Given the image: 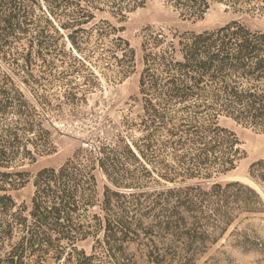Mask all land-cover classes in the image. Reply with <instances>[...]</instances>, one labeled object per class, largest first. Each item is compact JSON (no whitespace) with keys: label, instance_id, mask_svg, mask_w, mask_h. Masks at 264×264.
Here are the masks:
<instances>
[{"label":"trees","instance_id":"1","mask_svg":"<svg viewBox=\"0 0 264 264\" xmlns=\"http://www.w3.org/2000/svg\"><path fill=\"white\" fill-rule=\"evenodd\" d=\"M166 1L199 18L215 0ZM146 2L0 0V57L27 67L31 52L21 62L18 45L57 48L61 28L80 49L78 36L96 18L93 9L124 16ZM101 23L91 31L106 36L119 30ZM112 42L129 47L122 37ZM142 50L143 114L132 125L143 135L101 148L98 162L113 185H105L101 200L95 163L76 156L59 168L40 169L30 207L17 206L10 191L30 176L17 168L53 147L34 141L35 128L46 139L49 131L35 104L0 68V264L49 258L59 264H196L243 214L264 213L258 187L264 190V157L249 166L252 183L218 180L237 167L241 153L236 133L220 117L264 130V28L232 20L169 37L147 26ZM96 205L100 213L91 212ZM88 239L90 252L79 248Z\"/></svg>","mask_w":264,"mask_h":264},{"label":"rangeland","instance_id":"2","mask_svg":"<svg viewBox=\"0 0 264 264\" xmlns=\"http://www.w3.org/2000/svg\"><path fill=\"white\" fill-rule=\"evenodd\" d=\"M254 3L256 5L251 6L245 2L215 0L199 18L189 16L166 0H147L142 7L124 11V16L113 14L108 7L102 11L93 9L96 18L83 25L88 31L78 36L82 40L80 49L73 47L68 30L61 28L63 37L57 48L35 45L30 51L18 45L15 56L21 62L23 56L31 52L32 62L27 67L11 65L0 57L1 71L8 73L35 104L40 115L37 118L42 119L43 127L49 131L47 139L37 128L31 136L39 145L51 143L53 147L36 154L35 162L26 161L17 168L30 175L23 186L10 191L17 206L30 207L35 191L34 177L40 169L59 168L76 156L95 163L100 200L105 185L113 186L98 159L102 156V147L114 146L121 139L136 140L143 135L139 125L132 123L139 124L143 114L139 80L144 67L145 27L162 29L169 37L177 31L214 29L232 20H239L252 29H263L264 1L254 0ZM102 20L119 30L106 36H101L97 30L91 31L90 27L94 23L102 24ZM117 37L127 40L129 47L112 42ZM220 123L236 133L241 153L237 167L218 180L238 176L252 183L248 169L253 161L264 157V130L238 124L226 116L220 117ZM82 143L89 146L85 148ZM29 146L32 148L31 144ZM91 212L100 213V206L96 205ZM91 247L90 239L79 243V248L87 252ZM44 264L59 263L49 258ZM196 264H264V213L243 214L205 255L198 257Z\"/></svg>","mask_w":264,"mask_h":264},{"label":"water","instance_id":"3","mask_svg":"<svg viewBox=\"0 0 264 264\" xmlns=\"http://www.w3.org/2000/svg\"><path fill=\"white\" fill-rule=\"evenodd\" d=\"M225 179H230V180H244V181H248L247 179H245V178H243V177H238V176H230V177H226ZM252 182V181H251ZM248 183V182H247ZM254 183V182H253ZM251 186H253L252 184H250ZM256 186H258L257 184H255ZM254 187V186H253ZM259 187V186H258ZM256 190H257V188L256 187H254ZM260 189V188H259ZM261 193H263L262 191H261Z\"/></svg>","mask_w":264,"mask_h":264},{"label":"built area","instance_id":"4","mask_svg":"<svg viewBox=\"0 0 264 264\" xmlns=\"http://www.w3.org/2000/svg\"><path fill=\"white\" fill-rule=\"evenodd\" d=\"M82 146L87 148L89 146V144L88 143H82Z\"/></svg>","mask_w":264,"mask_h":264}]
</instances>
